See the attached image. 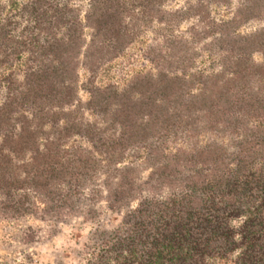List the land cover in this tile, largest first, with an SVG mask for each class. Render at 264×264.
Returning <instances> with one entry per match:
<instances>
[{
    "label": "trees",
    "instance_id": "obj_1",
    "mask_svg": "<svg viewBox=\"0 0 264 264\" xmlns=\"http://www.w3.org/2000/svg\"><path fill=\"white\" fill-rule=\"evenodd\" d=\"M76 1L86 6L25 0L0 18V70H7L0 72V217L59 220L71 211L91 161L79 146H66L78 135L108 162L130 146L151 157L141 181L133 166L114 169L107 207L137 204L125 210L123 229L102 239L105 254L86 264H264V26L237 31L264 18V0H239L224 20L208 9L230 0H187L174 10L164 8L169 0ZM188 18L194 23L176 32ZM145 29L159 41L142 50L153 71L134 72L121 87L96 85L97 69ZM196 44L216 53V70L187 73ZM253 52L262 63L252 61ZM18 61L15 75L9 68ZM79 63L90 74L82 102ZM83 109L101 114L104 126L90 129ZM172 125L191 139L202 130L227 131L231 150L194 141L165 152L151 137ZM162 187L168 193L158 199Z\"/></svg>",
    "mask_w": 264,
    "mask_h": 264
},
{
    "label": "rangeland",
    "instance_id": "obj_2",
    "mask_svg": "<svg viewBox=\"0 0 264 264\" xmlns=\"http://www.w3.org/2000/svg\"><path fill=\"white\" fill-rule=\"evenodd\" d=\"M23 1L25 0H0V3L5 5L0 12V18L14 11L13 4L16 5ZM185 1L187 0H169L164 3V8L168 10L179 9ZM237 2L239 0H230V4L226 7L210 5L209 16L214 20L227 19ZM72 3L73 5H80L81 8L86 6L85 1L72 0ZM81 14L82 12L80 16ZM192 23H194V18L180 21L176 32L185 30ZM262 26H264V18L243 23L238 26L237 31L240 34H248ZM87 31L84 29L85 35ZM158 42L154 34L149 29H145L120 54L104 62L97 69L93 82L96 85L112 83L121 87L134 72H142L147 69L153 71L151 64L142 58V50ZM193 52L195 53L193 62L187 73L192 74L197 71L207 73L218 68L217 63L213 61L216 53L208 54V51L202 49L200 44L194 46ZM250 56L254 63L263 62V57L257 52H253ZM81 58V56L78 57L79 61ZM20 69V61L9 68L16 73L15 75H20ZM0 72L4 73L7 70L3 69ZM89 75V72L79 63L76 68V94L81 102L87 98L84 85ZM190 90L196 93L197 86H193ZM3 94V87H1L0 103ZM81 112V121L90 129L93 127V130H96L104 126L106 121L101 119V114H95L84 109ZM94 122L95 126H92ZM174 128L175 126L172 125L167 134H162L158 138L151 137V142L162 144V149L165 152H173L177 147L186 149L188 144L194 141H196L194 144L196 148L214 141L221 145L225 151L231 150L230 140L233 135L227 131L202 130L191 139L185 135L184 131H173ZM262 128L264 130V124ZM116 129L114 128V130ZM112 131L111 128L102 135L114 133ZM68 143L66 146H79V149L85 154L87 153L91 160L88 172L81 178V184L78 186L79 193L73 198L71 211L64 214L59 220L48 216L37 218L31 215L15 219L0 217V264H86L87 261L93 262V256L105 254L102 239H106L113 228L122 230L124 225H120V222L125 210L136 206L137 200H132L126 207L116 211L110 210L104 199L106 186L115 180L114 169H121L126 166H133L138 169V181L145 179L151 171L148 164L151 161L148 159L151 157L147 158L142 149L135 150L134 146H130L121 153L120 159L113 163L108 162L109 157L105 152L92 150L89 143L78 135L72 136ZM167 193L168 189L162 187L156 190V197L162 199ZM141 196L149 197L150 192L144 191ZM27 235L32 236L31 242L23 241ZM207 263L215 264L211 260H208Z\"/></svg>",
    "mask_w": 264,
    "mask_h": 264
}]
</instances>
